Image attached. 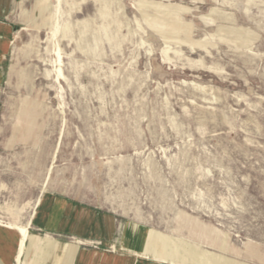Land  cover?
<instances>
[{
    "label": "rangeland",
    "instance_id": "374dc122",
    "mask_svg": "<svg viewBox=\"0 0 264 264\" xmlns=\"http://www.w3.org/2000/svg\"><path fill=\"white\" fill-rule=\"evenodd\" d=\"M1 22L4 223L78 193L108 231L75 239L129 264H264V0H0Z\"/></svg>",
    "mask_w": 264,
    "mask_h": 264
},
{
    "label": "crops",
    "instance_id": "0c3cea01",
    "mask_svg": "<svg viewBox=\"0 0 264 264\" xmlns=\"http://www.w3.org/2000/svg\"><path fill=\"white\" fill-rule=\"evenodd\" d=\"M3 24L0 56L10 43L6 35L10 25ZM107 231L104 217L93 214V202L78 193L48 191L36 208L22 252L21 233L0 224V264H129V256L137 260L127 252L94 250L80 242L105 236ZM137 261L134 264H140Z\"/></svg>",
    "mask_w": 264,
    "mask_h": 264
},
{
    "label": "bare ground",
    "instance_id": "6f19581e",
    "mask_svg": "<svg viewBox=\"0 0 264 264\" xmlns=\"http://www.w3.org/2000/svg\"><path fill=\"white\" fill-rule=\"evenodd\" d=\"M155 26H157V25H155ZM158 27H159V25H158ZM54 34H55V31H54ZM62 76H63L62 69L61 68H58L57 69V78L58 79H61ZM0 224H6L7 226H9L11 228L17 229L21 233V247H20V252H22L23 251V248H24V242H25V240L27 239V237L29 235V228H28L29 225H21V224H16V223H11V222H5L4 223V221H2L1 219H0ZM129 240H130V243H131L134 239H133L132 236H130V239ZM165 248L166 247L164 245H161L159 252H162L163 250H165Z\"/></svg>",
    "mask_w": 264,
    "mask_h": 264
}]
</instances>
